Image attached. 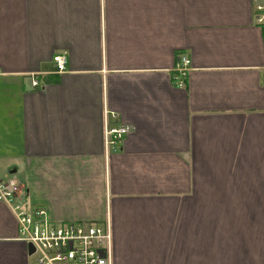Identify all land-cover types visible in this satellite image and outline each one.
<instances>
[{
	"label": "crops",
	"instance_id": "0c3cea01",
	"mask_svg": "<svg viewBox=\"0 0 264 264\" xmlns=\"http://www.w3.org/2000/svg\"><path fill=\"white\" fill-rule=\"evenodd\" d=\"M252 12L251 0H0V181L54 223L107 222L113 264L264 248V25ZM113 124L132 131L108 153ZM0 264H30L1 202Z\"/></svg>",
	"mask_w": 264,
	"mask_h": 264
},
{
	"label": "built area",
	"instance_id": "2783aa9c",
	"mask_svg": "<svg viewBox=\"0 0 264 264\" xmlns=\"http://www.w3.org/2000/svg\"><path fill=\"white\" fill-rule=\"evenodd\" d=\"M252 17L256 25H264V0H251ZM66 55L53 56L58 74L66 71ZM189 61L182 58L176 86L181 87ZM33 89L39 88L35 79ZM113 118L114 115H111ZM132 131L124 125H107L104 128V146L108 153ZM22 187L13 179L0 181V202L14 216L17 223V239L32 247L28 254L30 264H111L112 231L107 222H52L47 213L39 208L26 207L19 202Z\"/></svg>",
	"mask_w": 264,
	"mask_h": 264
},
{
	"label": "rangeland",
	"instance_id": "374dc122",
	"mask_svg": "<svg viewBox=\"0 0 264 264\" xmlns=\"http://www.w3.org/2000/svg\"><path fill=\"white\" fill-rule=\"evenodd\" d=\"M264 253V248H235L218 247L216 249H203V264H258L259 254ZM188 260L194 262L202 257L198 256L195 249H188ZM196 263H199V262ZM111 264H113V246L111 248Z\"/></svg>",
	"mask_w": 264,
	"mask_h": 264
},
{
	"label": "water",
	"instance_id": "95a60500",
	"mask_svg": "<svg viewBox=\"0 0 264 264\" xmlns=\"http://www.w3.org/2000/svg\"><path fill=\"white\" fill-rule=\"evenodd\" d=\"M28 248V254L32 252V247L30 245H27Z\"/></svg>",
	"mask_w": 264,
	"mask_h": 264
}]
</instances>
